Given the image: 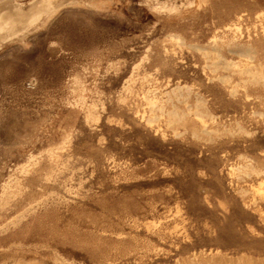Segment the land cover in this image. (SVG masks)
<instances>
[{
    "label": "rangeland",
    "instance_id": "374dc122",
    "mask_svg": "<svg viewBox=\"0 0 264 264\" xmlns=\"http://www.w3.org/2000/svg\"><path fill=\"white\" fill-rule=\"evenodd\" d=\"M9 1L0 264H264V0Z\"/></svg>",
    "mask_w": 264,
    "mask_h": 264
},
{
    "label": "bare ground",
    "instance_id": "6f19581e",
    "mask_svg": "<svg viewBox=\"0 0 264 264\" xmlns=\"http://www.w3.org/2000/svg\"><path fill=\"white\" fill-rule=\"evenodd\" d=\"M10 2L11 1H9V0H1L0 1V23H4L5 21H11L12 20L18 24V21H26L28 18H27V15L25 14V11L23 9H20V8H18L17 10H12V9L10 10L9 9ZM35 11L37 14V10H35ZM4 24H6V23H4ZM16 27L18 28L20 26L17 25Z\"/></svg>",
    "mask_w": 264,
    "mask_h": 264
}]
</instances>
